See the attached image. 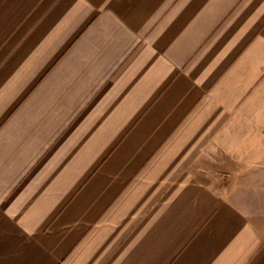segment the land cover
Masks as SVG:
<instances>
[{
    "label": "crops",
    "instance_id": "1",
    "mask_svg": "<svg viewBox=\"0 0 264 264\" xmlns=\"http://www.w3.org/2000/svg\"><path fill=\"white\" fill-rule=\"evenodd\" d=\"M0 264H264V0H0Z\"/></svg>",
    "mask_w": 264,
    "mask_h": 264
}]
</instances>
